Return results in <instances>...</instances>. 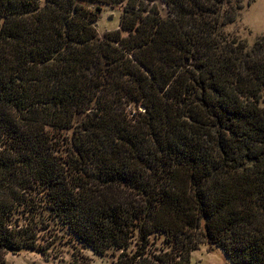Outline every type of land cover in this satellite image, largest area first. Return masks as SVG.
Returning <instances> with one entry per match:
<instances>
[{"label": "trees", "instance_id": "1", "mask_svg": "<svg viewBox=\"0 0 264 264\" xmlns=\"http://www.w3.org/2000/svg\"><path fill=\"white\" fill-rule=\"evenodd\" d=\"M240 8L0 0V264H188L202 243L264 264V35L225 31Z\"/></svg>", "mask_w": 264, "mask_h": 264}, {"label": "rangeland", "instance_id": "2", "mask_svg": "<svg viewBox=\"0 0 264 264\" xmlns=\"http://www.w3.org/2000/svg\"><path fill=\"white\" fill-rule=\"evenodd\" d=\"M240 5V10L236 19L227 24L224 29L226 32L236 35L246 41L251 46L254 41L264 35V0H236ZM121 6L101 5V10L96 21V28L99 36L104 32L119 27V16ZM165 12V8L162 7ZM264 108V98L260 102ZM91 259V264H114L115 257L111 252L103 256L85 250ZM70 252L65 250L60 252L58 258L53 256H43L33 250H22L17 253L8 252L5 255L4 264H70ZM188 264H231L219 248L209 249L206 244H200L197 249L190 253Z\"/></svg>", "mask_w": 264, "mask_h": 264}]
</instances>
